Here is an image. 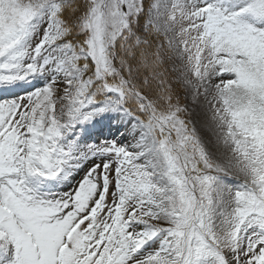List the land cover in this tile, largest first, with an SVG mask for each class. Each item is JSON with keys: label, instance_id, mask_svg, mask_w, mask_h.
Segmentation results:
<instances>
[{"label": "snow or ice", "instance_id": "obj_1", "mask_svg": "<svg viewBox=\"0 0 264 264\" xmlns=\"http://www.w3.org/2000/svg\"><path fill=\"white\" fill-rule=\"evenodd\" d=\"M0 264H264V0H0Z\"/></svg>", "mask_w": 264, "mask_h": 264}]
</instances>
